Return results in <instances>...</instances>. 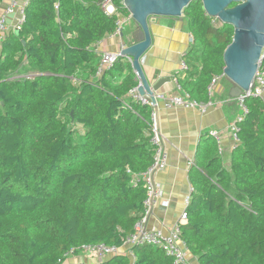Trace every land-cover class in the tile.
I'll list each match as a JSON object with an SVG mask.
<instances>
[{
  "label": "trees",
  "instance_id": "1",
  "mask_svg": "<svg viewBox=\"0 0 264 264\" xmlns=\"http://www.w3.org/2000/svg\"><path fill=\"white\" fill-rule=\"evenodd\" d=\"M104 1L29 0L21 30L2 41L0 264H175L153 246L124 250L144 215L147 192L133 180L153 164L154 109L132 97L140 82L126 58L98 75L95 46L131 17L123 0H111L113 15ZM183 15L193 44L178 92L206 104L234 28L214 24L202 0ZM245 105L230 170L207 134L189 171L180 239L198 264H264V99ZM100 244L119 253L81 261Z\"/></svg>",
  "mask_w": 264,
  "mask_h": 264
},
{
  "label": "crops",
  "instance_id": "2",
  "mask_svg": "<svg viewBox=\"0 0 264 264\" xmlns=\"http://www.w3.org/2000/svg\"><path fill=\"white\" fill-rule=\"evenodd\" d=\"M6 6L4 0L0 14ZM116 13V10H115ZM114 13V14H115ZM127 25V34L106 36L95 46L100 53H117L122 45L130 46L138 31L132 18H123ZM152 45L141 59V65L149 83L153 86L163 78H170L157 92L158 117L156 118L159 132L163 138V146L168 154L165 169L153 174V181L158 194L156 203L151 210L148 228L159 230L168 236L186 211L187 201L193 188L189 180V171L194 165L200 139L216 130L221 136V156L225 167L230 170L231 155L236 145L230 133V125L240 115L237 99L229 96L232 82L225 76L218 78L213 87L211 106L206 111L199 108L183 107L167 108V102L179 96L173 77L179 73L180 65L193 44L188 31L187 21L170 17H152L149 20ZM127 38V41L124 39ZM1 55V45H0ZM183 74H180V78ZM124 250H128L124 248ZM190 258V255H188ZM193 264L197 259L190 258Z\"/></svg>",
  "mask_w": 264,
  "mask_h": 264
},
{
  "label": "built area",
  "instance_id": "3",
  "mask_svg": "<svg viewBox=\"0 0 264 264\" xmlns=\"http://www.w3.org/2000/svg\"><path fill=\"white\" fill-rule=\"evenodd\" d=\"M29 0H6V6L2 14H0V45H2V41L5 36L10 31H18L21 30L26 14V7L28 5ZM102 8L107 15H113L115 13V8L111 2V0H106L102 4ZM215 24V22L213 21ZM123 24V19L119 17V21L117 23L118 29L113 34L114 36H121V26ZM193 39V38H192ZM127 46L122 45V50L126 49ZM121 51L117 53L104 52L101 55L99 74L101 75L104 71L111 69L115 63H117L118 59L121 58ZM130 63L132 60L130 58H126ZM264 50L262 52L260 61L258 63V70L255 75L253 86L250 88L248 92H245L239 98H237L240 115L236 118V120L230 125V133L233 138V142L236 146L240 144V127L239 124L244 120L245 115L248 110L245 105V100L251 97L254 98H262L264 99ZM189 70V66L185 61H182L179 69V73H185ZM224 76V75H223ZM222 76V77H223ZM29 78L31 76H28ZM215 79L211 86L208 88V96L211 98L213 95V87L215 84ZM173 83L177 85V90L181 93L183 90L179 84L178 76L175 75L172 79ZM140 85V83H139ZM138 88H135L131 95L132 97L138 101L142 105H149L154 109V105L150 99V97L146 94L145 96H141L138 92ZM157 100V97H156ZM212 104L211 102L203 104L192 101L188 94L183 93L179 96H174L167 102V108L183 107L186 109L190 108H199L202 111H206L208 107ZM152 144L155 146V155L153 164L151 167L143 174L136 175L134 177L133 182L135 184H139L143 182L144 188L147 192V198L144 202V215L142 219L135 226L134 232L129 235L125 242L124 248L131 250L136 246H153L155 248L162 249L168 256L174 259L175 264H193L190 258L188 257L189 252L185 246V244L180 239V226L185 225L188 221L186 211L180 218L178 224L174 227V229L170 232L168 236H165L159 230H151L148 228L149 217L151 215V210L156 203V197H158L155 184L153 181V174L157 171H161L166 168L168 163V154L163 146V138L159 132L158 123L156 120V115L153 114L152 117ZM215 141L218 143L219 152H222L221 147V136L220 133L216 130H211L209 133ZM190 198L187 201V206ZM83 258L84 260H88L91 262H102L107 260L119 253L117 247H109L104 244L96 245V246H86L83 248Z\"/></svg>",
  "mask_w": 264,
  "mask_h": 264
},
{
  "label": "water",
  "instance_id": "4",
  "mask_svg": "<svg viewBox=\"0 0 264 264\" xmlns=\"http://www.w3.org/2000/svg\"><path fill=\"white\" fill-rule=\"evenodd\" d=\"M194 0H123L138 31L133 44L121 51V56L132 60V68L140 82L138 92L146 94L154 105L158 117L156 95L170 78L151 85L141 65V59L152 45L149 20L152 17H170L183 20V11ZM207 16L234 28L232 43L224 53V76L233 87L229 96L239 98L253 86L262 52L264 50V0H202ZM235 4L234 7L231 6Z\"/></svg>",
  "mask_w": 264,
  "mask_h": 264
},
{
  "label": "rangeland",
  "instance_id": "5",
  "mask_svg": "<svg viewBox=\"0 0 264 264\" xmlns=\"http://www.w3.org/2000/svg\"><path fill=\"white\" fill-rule=\"evenodd\" d=\"M214 22H215L216 25L222 24L218 19H215ZM121 29H123V34L124 33L127 34V30L128 29H127V25H125V23L122 24ZM124 41H127V38H125ZM239 112H240V110H239ZM81 261H84V259L82 258Z\"/></svg>",
  "mask_w": 264,
  "mask_h": 264
},
{
  "label": "flooded vegetation",
  "instance_id": "6",
  "mask_svg": "<svg viewBox=\"0 0 264 264\" xmlns=\"http://www.w3.org/2000/svg\"><path fill=\"white\" fill-rule=\"evenodd\" d=\"M234 6H235V5H234ZM234 6H231V8L234 7Z\"/></svg>",
  "mask_w": 264,
  "mask_h": 264
}]
</instances>
